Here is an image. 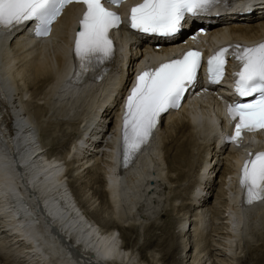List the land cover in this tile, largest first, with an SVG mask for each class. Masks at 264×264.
<instances>
[{"label": "bare ground", "instance_id": "1", "mask_svg": "<svg viewBox=\"0 0 264 264\" xmlns=\"http://www.w3.org/2000/svg\"><path fill=\"white\" fill-rule=\"evenodd\" d=\"M234 5L214 26V32L226 30L219 40L264 37V0ZM77 9L66 8L43 42L30 45L16 35L0 40V70L8 75L15 102V154L10 157L0 145V264H159L168 254L143 262L136 248L119 239V231L142 230L177 187L170 203L179 211L176 254L182 264H238L246 248L258 254L256 264H264L259 254L264 252V205L241 211L233 205L231 175L240 150L226 149L218 133L227 124L216 110L203 108L215 104L214 98L201 96L192 108L163 117L151 149L125 173L113 170L115 117L124 78L130 76L126 67L138 55L134 43L126 47L112 79L74 87L60 80ZM189 20L185 17L181 26ZM145 41L163 40L149 36ZM50 145L58 146L57 152L51 153ZM79 181L86 184L81 201L72 190Z\"/></svg>", "mask_w": 264, "mask_h": 264}, {"label": "snow or ice", "instance_id": "2", "mask_svg": "<svg viewBox=\"0 0 264 264\" xmlns=\"http://www.w3.org/2000/svg\"><path fill=\"white\" fill-rule=\"evenodd\" d=\"M119 5L122 0H110ZM218 0H142L130 11L133 29L161 34L175 33L181 26L185 13L196 14L207 10ZM71 3L85 5L76 33L74 52L81 70H87L93 60L102 61L113 56L110 30L119 27L121 18L105 7L102 0H0V28L9 30L28 21H38L37 34L48 35L50 25ZM241 62L236 73V91L241 97L258 94L247 103L228 107L235 124V135L229 139L240 143L244 131L264 130V42L253 46L229 45L208 59V73L212 83L223 76L225 57L230 48ZM201 67V53L188 51L182 59L162 63L155 69L141 72L131 89L123 117L126 153L140 150L148 143L161 113L179 107L187 87L196 80ZM254 156V158H253ZM127 158V156H126ZM241 186L246 189L247 202L264 199V152L249 153L241 169Z\"/></svg>", "mask_w": 264, "mask_h": 264}, {"label": "rangeland", "instance_id": "3", "mask_svg": "<svg viewBox=\"0 0 264 264\" xmlns=\"http://www.w3.org/2000/svg\"><path fill=\"white\" fill-rule=\"evenodd\" d=\"M115 115H116V113H115ZM46 136H48V135H46ZM65 138H66V136H65ZM49 139H50V137H49ZM56 142L59 143V140ZM57 148H58V146L56 147V149ZM56 149H54L52 147V145H50V152L51 153L57 152ZM215 176L216 177L214 180L217 181L219 176H217V174H215ZM81 181H79V182H81ZM75 185L76 186L73 185V187H72V190L74 193L73 195L76 196L77 198H79L78 196H81V195L83 197V194L85 192L84 187L86 184L84 182H81V183L75 184ZM179 189H181V188L177 187L175 189L176 191L171 193V195L168 198V203L166 201V203L163 204L165 201L164 200V201H162L163 203L161 205L157 206L156 212L150 215V216H152V215L153 216L146 220L148 222L145 221L146 225L144 224L145 227L142 230H139V229H135V230L130 229L129 230V228H122L123 230L120 229V231H119L117 229L121 234L119 239L122 240L123 244L125 246L128 245L134 249L136 248L135 251H137V253H138V259L139 260L146 262L147 258L150 259V257H151V259H152V257L155 254L157 255L158 259L162 258L166 254H168V256H165L164 258H162L163 260L161 259L159 261L160 262L159 264H182L180 262V260L178 259L177 254H176L177 252H179V249H180V244H179L180 238L177 236L178 235L177 229H175L176 224H177L176 222H178V219H179V211H177L178 212V214H177V212L174 211L173 205L171 204V203H173L172 197H174V194L177 191H179ZM202 193H204V192H202ZM214 193L211 196V202L212 203L215 202L214 201V199H215ZM210 194H211V192H209L205 196H208ZM84 198L85 197H83V199ZM79 200L81 201L80 198H79ZM100 200H102V199H100ZM181 203L182 202H179V204H181ZM145 206L146 205L143 204V207H145ZM84 208H85V206H84ZM146 208H147V206L145 207V209ZM176 208H177V206H175V209ZM107 221H108L107 218L103 219V223L106 222L105 225L108 226ZM171 222L174 225H172ZM135 244H137V245L134 246ZM214 245H215V243H214ZM244 254H245V256L242 255V257L244 256V258L241 257L242 261L239 260L238 264H240V263L241 264H256L257 263V259H255V258H257L258 254H255L252 251H249V249H247V248H246V252ZM259 254H264V252H261ZM258 264H260V263H258Z\"/></svg>", "mask_w": 264, "mask_h": 264}, {"label": "water", "instance_id": "4", "mask_svg": "<svg viewBox=\"0 0 264 264\" xmlns=\"http://www.w3.org/2000/svg\"><path fill=\"white\" fill-rule=\"evenodd\" d=\"M10 134H11V133H8V135H10ZM8 135H7V136H8ZM3 136H5V135H3ZM7 141H8V143H10V145H9L10 148H12V145H11V139L9 138Z\"/></svg>", "mask_w": 264, "mask_h": 264}]
</instances>
